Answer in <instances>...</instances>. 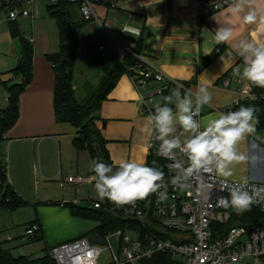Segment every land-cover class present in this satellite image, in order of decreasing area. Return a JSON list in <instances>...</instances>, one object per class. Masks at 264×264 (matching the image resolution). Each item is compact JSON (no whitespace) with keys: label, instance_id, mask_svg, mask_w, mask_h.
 <instances>
[{"label":"crops","instance_id":"1","mask_svg":"<svg viewBox=\"0 0 264 264\" xmlns=\"http://www.w3.org/2000/svg\"><path fill=\"white\" fill-rule=\"evenodd\" d=\"M233 3L203 16L197 11L196 0H101L95 3L98 19L88 21L80 32L74 79L76 96L80 100H84L90 90L99 84L105 69L119 59L108 41V35L134 48L147 64L163 73L168 80L175 81L168 84L167 81L152 80L137 90L129 70L121 74L98 110L102 118L100 126L116 166L129 159L148 164L152 150L160 143L144 130L148 115L144 98L146 103L154 106L177 90V85H183L178 89L182 95L188 91L195 93L200 86H204L211 93L212 101L201 110L202 124L226 112L238 99L239 80L242 77L237 74V69L242 70L243 58L236 54L231 44H217L215 31L220 25L231 26L234 32L232 43L241 39L250 40L254 36L264 40V35L258 36L255 32L254 24H245L242 20L250 8L264 7V0H252L239 15L229 11ZM72 8L76 15L82 16L76 6ZM36 12L40 14V7L33 2L32 18L22 17L28 31L23 26L21 32L33 37V45L42 25L35 17ZM7 33H10L8 21L3 23L0 20V40ZM102 45H105L103 49L100 48ZM220 46L225 47L224 52L204 66L203 59ZM58 47L59 32L58 42L49 48L43 44L34 47L33 79L20 96L19 118L2 143L7 161V178L23 197L26 196L27 184L37 187L40 173L54 175L57 170V165L51 166L46 158V146H51L56 161L59 157L61 168L52 177L58 181V185L61 178L70 174L88 176L93 173V160L89 152L77 150L73 145L77 129L69 123L57 122L55 118L54 66L46 54L56 51ZM20 54L0 53V73H6L1 75L2 80L12 78L7 71L16 65ZM225 75L232 78L227 88L222 86ZM19 79L15 77L14 81ZM7 103V91L0 84V107ZM255 127L256 131L238 146L239 152L251 156V160L233 164V174L227 179L264 182V129H258L257 125ZM176 134L182 139L185 136L179 127ZM87 186L67 183L65 187L59 185L54 194L61 198L57 200L60 204L72 202L85 205L84 202L90 199L86 194V190L89 191ZM42 197L45 199L47 195H40L39 199ZM38 225L43 230L40 221ZM7 240L13 238L8 235Z\"/></svg>","mask_w":264,"mask_h":264},{"label":"built area","instance_id":"2","mask_svg":"<svg viewBox=\"0 0 264 264\" xmlns=\"http://www.w3.org/2000/svg\"><path fill=\"white\" fill-rule=\"evenodd\" d=\"M71 1L79 3L81 15L85 20L98 19L94 5L101 0ZM33 2L34 0H0V9H8L6 21L16 20L20 16L32 18ZM233 2L234 0H196V8L199 15L203 16L224 9ZM26 37L30 42H34L33 37ZM108 41L119 59L128 55L134 57L129 72L137 90L152 80L175 83L147 64L134 48L122 44L112 35H108ZM104 47L105 45H102L100 48ZM231 80V76L225 75L222 78V86L229 87ZM257 98L259 95L253 91L252 86L241 78L239 97L228 108ZM144 101L149 114L154 107L146 103L145 98ZM201 115L202 113L198 119ZM4 136L6 138V135ZM176 136L183 140L180 135ZM159 155L165 165L162 171L165 173V181L168 182L167 199L161 201L153 194L131 204H113L110 207L113 213L136 221L141 227H127L105 234L93 233L103 237V244L92 243L89 238L93 235L91 234L55 245L49 253L56 264H100L99 258L104 249H109L111 253L108 264H140L142 260L159 252H170L182 258L184 264H264V224L241 222V213L218 204L219 197H228L227 191L219 190L222 182L238 185L243 181L227 179L215 172H201L190 179L189 187L179 188L170 182L174 175L171 165L175 159H181L187 166V157L179 151L174 156H165L161 154V148ZM94 176V172L88 176L70 174L61 178L59 185H90L95 183ZM248 184L250 187H264V182L249 180ZM90 202L96 209L104 205L103 201L97 199H91ZM61 206H65V202H62ZM250 209L264 212V200L253 203ZM229 224L230 226L225 228ZM39 229L38 223H31L25 228L24 235L32 239ZM112 239L117 243L116 248Z\"/></svg>","mask_w":264,"mask_h":264},{"label":"clouds","instance_id":"3","mask_svg":"<svg viewBox=\"0 0 264 264\" xmlns=\"http://www.w3.org/2000/svg\"><path fill=\"white\" fill-rule=\"evenodd\" d=\"M250 3L252 0H234L229 11L239 15ZM242 20L245 24H254L258 36L264 35V7L250 8ZM233 40L231 26L220 25L216 28L215 42L231 44L236 54L243 58L244 66L242 70L237 69V74L251 85L264 89V40L256 36L236 43H232ZM182 87L177 85V90L153 106L154 110L146 117L144 129L160 142L161 154L174 156L179 151L187 157V166L181 159H175L171 165L174 170L171 184L187 188L190 179L201 172L231 177L233 164L252 158L239 152L238 146L256 131L257 109L255 106H240L235 111L221 112L202 124L198 118L202 108L211 103V93L200 86L195 93L188 91L182 95L178 90ZM178 127L185 134L183 140L176 136ZM92 168L98 196L116 205L131 204L153 194L161 201L168 197L165 173L145 162L129 159L114 168L102 159H94ZM219 190L227 191L228 197H219L218 204L224 208L231 207L237 213H243L253 203L264 200V187H250L247 180L238 185L222 182Z\"/></svg>","mask_w":264,"mask_h":264},{"label":"trees","instance_id":"4","mask_svg":"<svg viewBox=\"0 0 264 264\" xmlns=\"http://www.w3.org/2000/svg\"><path fill=\"white\" fill-rule=\"evenodd\" d=\"M21 1V0H19ZM76 6L79 11V3L71 0H56L47 5L49 13L55 18L59 30V47L54 52H49L46 57L53 63L54 82V110L57 122H65L73 125L77 131L73 137V145L77 150H87L91 159H102L103 162L113 165L108 147L107 139L103 135L100 122L102 120L98 110L102 102L108 97L111 90L117 84L121 74L129 70L134 61L132 55L124 59H116L105 69V74L99 84L90 90L84 100L76 96L74 88L75 66L80 45V32L87 24L83 16H78L73 10ZM11 35L18 38L21 44V54L16 65L7 71L12 78L2 80L0 73V84L6 89L8 103L5 108L0 109V211L3 209L15 210L28 205V201L20 195L7 178V161L2 149L6 133L15 125L19 118L20 96L33 79V57L34 45L21 32L18 20L8 21ZM225 50L224 46L215 49L211 54L203 59V65H207L219 57ZM20 78L14 81V78ZM252 89L259 95L255 100H245L237 105L227 108V111H235L240 106H255V115L258 122V129H264V89L253 85ZM160 143L152 150L148 166L157 167L164 170V160L159 155ZM104 205L100 209L90 206L78 205L75 203H65L71 206L72 213L82 218L97 221V225L92 230L93 233L105 234L127 227H141L136 221L126 219L122 215L115 214L110 207L114 203L104 199ZM241 222H251L253 224H264V212L257 209H249L240 214ZM33 221L31 223H38ZM235 222V221H232ZM232 222L230 224H232ZM30 223V224H31ZM226 225L225 228H228ZM224 228V226L222 227ZM40 228L35 237H40ZM166 235H170L166 233ZM50 251V250H49ZM49 251L42 256L14 255L11 248L5 247L0 241V264H56ZM140 264H184L182 258L170 252H159L150 258H146Z\"/></svg>","mask_w":264,"mask_h":264},{"label":"rangeland","instance_id":"5","mask_svg":"<svg viewBox=\"0 0 264 264\" xmlns=\"http://www.w3.org/2000/svg\"><path fill=\"white\" fill-rule=\"evenodd\" d=\"M50 0H34L35 6L40 7V14L36 12L37 21L42 24L39 32L36 34V43L50 47L53 43L58 42V26L54 17L49 13L47 5ZM8 9H0V20L6 23ZM25 20L20 17V29L24 28L28 31ZM30 30V29H29ZM40 43H39V42ZM39 43V44H38ZM21 53V44L18 38H13L10 33L6 37H1L0 53ZM5 106V105H4ZM3 105L0 109L5 108ZM46 158L51 166L57 165L55 174L59 171L60 161L54 157L51 146L45 147ZM54 174V175H55ZM54 175L42 174L39 176V183L26 185V196L28 205L17 208L15 210L3 209L0 211V241L5 247L11 248L14 255L42 256L46 254L53 246L76 239L80 236H90L92 230L97 225V221L82 218L72 213L69 204L61 206L58 202L61 198L55 196V192L59 189L58 181L53 180ZM86 194L90 196L89 201L84 202V206L94 208L90 202L91 199H101L95 189V183L87 186ZM39 189V190H38ZM46 194L47 197L40 198V195ZM58 200V201H57ZM68 201V200H67ZM72 201V200H71ZM39 220L42 223V233L37 239H29L24 235L25 228L33 221ZM10 235L13 240H7ZM113 246L116 248L117 243L112 239ZM181 259L180 257H177ZM111 259L109 249H104L100 258V264H108Z\"/></svg>","mask_w":264,"mask_h":264},{"label":"water","instance_id":"6","mask_svg":"<svg viewBox=\"0 0 264 264\" xmlns=\"http://www.w3.org/2000/svg\"><path fill=\"white\" fill-rule=\"evenodd\" d=\"M105 126V123H103V127ZM90 241L92 243H99V244H103L104 243V239L101 235L99 234H93L90 237Z\"/></svg>","mask_w":264,"mask_h":264}]
</instances>
